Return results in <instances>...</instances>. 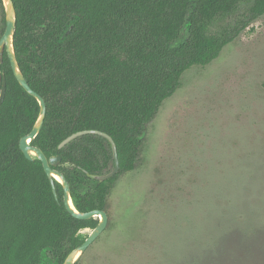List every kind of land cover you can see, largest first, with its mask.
Listing matches in <instances>:
<instances>
[{
  "label": "trees",
  "instance_id": "1",
  "mask_svg": "<svg viewBox=\"0 0 264 264\" xmlns=\"http://www.w3.org/2000/svg\"><path fill=\"white\" fill-rule=\"evenodd\" d=\"M1 2V0H0ZM15 56L29 86L44 100L42 126L31 145L49 157L70 185L78 211L104 209L118 175L138 161L146 125L180 86L182 74L217 58L251 22L264 0H12ZM240 12L233 24L223 21ZM4 22V16L2 17ZM0 72V264H62L98 218L78 219L56 197L39 159H27L19 139L30 132L39 104L15 78L4 52ZM1 90V79H0ZM119 170L99 182L86 173L111 170L108 140ZM76 264V263H74Z\"/></svg>",
  "mask_w": 264,
  "mask_h": 264
},
{
  "label": "rangeland",
  "instance_id": "2",
  "mask_svg": "<svg viewBox=\"0 0 264 264\" xmlns=\"http://www.w3.org/2000/svg\"><path fill=\"white\" fill-rule=\"evenodd\" d=\"M104 210L76 264H264V15L182 74Z\"/></svg>",
  "mask_w": 264,
  "mask_h": 264
},
{
  "label": "water",
  "instance_id": "3",
  "mask_svg": "<svg viewBox=\"0 0 264 264\" xmlns=\"http://www.w3.org/2000/svg\"><path fill=\"white\" fill-rule=\"evenodd\" d=\"M1 3L3 5V11H4V21H5V27L4 30L0 36V64L3 58V53L5 52L8 56L13 74L15 78L17 79L18 83L22 86V88L31 96H33L38 104H39V112L38 116L32 126V129L27 134L23 135L19 139V148L24 154V156L31 160L33 158H37L41 161L43 169L46 173V175L49 177L52 191L54 196L56 197V190L53 178L59 182L63 189V204L66 208V210L75 218L78 219H89V218H98V222L94 228L90 230V232L87 234V236L84 238L81 244L74 247L69 251V253L66 255L64 261L62 264H74L76 263L77 259L82 255V253L88 248V246L101 234V232L104 230L106 224H107V213L104 209H93L86 212L78 211L71 199L70 196V185L64 175L53 168V166H56L59 164L61 160L60 155H51L47 157L41 149L38 147L31 145V140L34 139V137L39 132L44 116H45V102L43 98L35 92L27 83L23 73L20 70V67L18 65L15 52H14V46H13V34L15 29V19H16V13L15 8L13 5L12 0H1ZM0 79H1V90H0V104L2 103L4 99L5 94V77L0 72ZM98 134L103 137H105L111 148L113 160H114V166L111 170L103 173H86L88 177L95 179L99 182H102L109 177H112L114 174H116L119 170V162L117 157V149L115 142L105 132L96 130V129H85V130H79L76 131L70 135H68L66 138H64L59 144L57 145V148L60 150L63 147H65L68 143L76 139L77 137H80L85 134Z\"/></svg>",
  "mask_w": 264,
  "mask_h": 264
}]
</instances>
